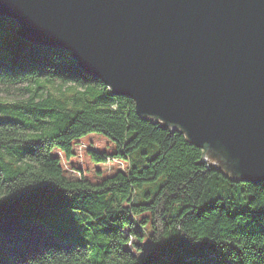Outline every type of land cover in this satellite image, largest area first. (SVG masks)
<instances>
[{
    "label": "trees",
    "instance_id": "1",
    "mask_svg": "<svg viewBox=\"0 0 264 264\" xmlns=\"http://www.w3.org/2000/svg\"><path fill=\"white\" fill-rule=\"evenodd\" d=\"M53 82L59 93L44 94ZM24 83L32 97L0 99V264H264V181L231 179L68 51L14 37L0 84ZM90 133L113 144L90 160L126 169L97 183L81 167L67 176L55 151L70 159Z\"/></svg>",
    "mask_w": 264,
    "mask_h": 264
},
{
    "label": "water",
    "instance_id": "2",
    "mask_svg": "<svg viewBox=\"0 0 264 264\" xmlns=\"http://www.w3.org/2000/svg\"><path fill=\"white\" fill-rule=\"evenodd\" d=\"M0 17L231 179L264 181V0H0Z\"/></svg>",
    "mask_w": 264,
    "mask_h": 264
},
{
    "label": "rangeland",
    "instance_id": "3",
    "mask_svg": "<svg viewBox=\"0 0 264 264\" xmlns=\"http://www.w3.org/2000/svg\"><path fill=\"white\" fill-rule=\"evenodd\" d=\"M14 37H16V28L9 27L7 31H0V48L9 47ZM35 89H37L35 85H28L26 83L19 85L0 84V99L5 102L27 100L29 97L33 96ZM42 92L44 94L50 92L53 95H57L59 93L58 82L48 84ZM90 149L96 152L112 154L113 144L106 137L97 133H90L80 138L78 143L75 144V155L70 159H66L61 152L55 151L56 156L60 158L64 173L67 176L75 177L77 174L73 170L81 167L80 171L82 177L97 183L104 178L111 176L116 171L123 170L124 168L126 169V162L123 161L122 164L121 162L119 163L117 159L116 161L109 159L107 163L93 162L87 154ZM208 161H210L213 165L216 164L214 159H208ZM135 228L137 229L138 227L136 226ZM131 240H133V238H131ZM141 244L144 248L147 247L146 240H144Z\"/></svg>",
    "mask_w": 264,
    "mask_h": 264
},
{
    "label": "built area",
    "instance_id": "4",
    "mask_svg": "<svg viewBox=\"0 0 264 264\" xmlns=\"http://www.w3.org/2000/svg\"><path fill=\"white\" fill-rule=\"evenodd\" d=\"M76 171H78V170H76ZM76 171H75V172H76ZM78 172H79V171H78ZM76 173H77V172H76ZM77 174H79V173H77Z\"/></svg>",
    "mask_w": 264,
    "mask_h": 264
}]
</instances>
